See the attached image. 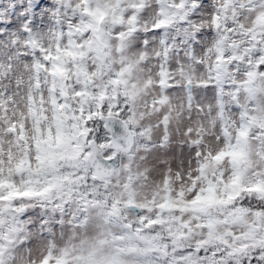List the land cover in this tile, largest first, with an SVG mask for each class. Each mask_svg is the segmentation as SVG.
Wrapping results in <instances>:
<instances>
[{"label":"clouds","instance_id":"obj_1","mask_svg":"<svg viewBox=\"0 0 264 264\" xmlns=\"http://www.w3.org/2000/svg\"><path fill=\"white\" fill-rule=\"evenodd\" d=\"M0 264H264V0H0Z\"/></svg>","mask_w":264,"mask_h":264}]
</instances>
